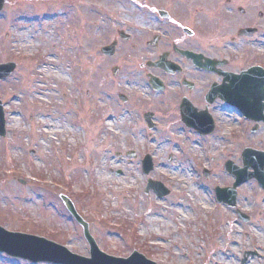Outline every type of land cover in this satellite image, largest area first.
I'll return each instance as SVG.
<instances>
[{
    "label": "rangeland",
    "instance_id": "374dc122",
    "mask_svg": "<svg viewBox=\"0 0 264 264\" xmlns=\"http://www.w3.org/2000/svg\"><path fill=\"white\" fill-rule=\"evenodd\" d=\"M151 1L7 0L0 13V64L14 61L18 68L0 84L7 119V134L0 137V225L90 256L82 226L60 198L65 194L111 255L137 250L158 264H264L263 187L256 180L240 186L235 208L213 193L235 181L224 164L242 166V143L264 151V130L253 135L252 123L224 108L214 113L215 132L202 137L182 126L175 111L180 102L151 108L158 98L142 95L147 87L139 86L130 60L134 41L119 38L120 31L136 34ZM115 40L118 55H102ZM117 65L122 72L113 77ZM140 108L157 110L162 124L150 131ZM175 132L184 134L178 142ZM146 155L155 164L149 175ZM202 167L211 171L209 178ZM172 168L186 171L191 186H177ZM149 179L171 194L146 193ZM238 210L250 220L241 221ZM5 255L0 264H33Z\"/></svg>",
    "mask_w": 264,
    "mask_h": 264
},
{
    "label": "flooded vegetation",
    "instance_id": "af4514ba",
    "mask_svg": "<svg viewBox=\"0 0 264 264\" xmlns=\"http://www.w3.org/2000/svg\"><path fill=\"white\" fill-rule=\"evenodd\" d=\"M145 8L146 16L137 19L135 56L130 60L142 87H150L149 76H153L164 87L161 94L168 93L153 106L186 99L198 112L215 113L228 105L220 96L207 102L212 86L223 91L229 86V75L257 68L248 80L258 92L251 102L263 108V117L259 122L246 119L256 126L255 133L263 131L264 0H152ZM183 51L215 60V64L210 70L203 69ZM153 110L149 112L157 126L159 119Z\"/></svg>",
    "mask_w": 264,
    "mask_h": 264
},
{
    "label": "water",
    "instance_id": "95a60500",
    "mask_svg": "<svg viewBox=\"0 0 264 264\" xmlns=\"http://www.w3.org/2000/svg\"><path fill=\"white\" fill-rule=\"evenodd\" d=\"M5 0H0V10L4 7ZM115 44L104 47L102 49L103 53L113 54ZM16 68V64L13 62L5 63L0 65V81L1 79L7 78L13 73ZM230 103L238 104L240 108L246 113L248 110V104L241 102L239 100H234L233 98L226 97ZM183 118L189 124H192L198 130L203 133L211 132L213 129V122L209 116L206 114L200 116H193L187 114L182 110ZM6 121L3 103L0 101V136L6 135ZM243 159L245 163V168H237L232 163H229L227 168L237 175L238 181L235 184L240 185L246 180L256 177L261 184L264 186V152H259L253 149H246L243 153ZM253 166L255 172L247 173V168ZM146 172L151 169V160L146 158L145 160ZM156 184L150 183L149 187H154ZM159 187V186H158ZM159 191V190H158ZM167 191L159 193L160 196L166 194ZM233 198L231 202L235 201V192H232ZM70 211L76 216V218L83 223L85 226V234L91 245V257L86 258L70 252L66 247L61 246L53 241L47 240L43 237H38L34 235H28L18 232H9L0 226V251L7 252L9 255L15 257H23L30 259L32 261H48L55 262L58 264H157L145 258L142 254L135 252L130 258H118L114 256L107 255L103 253L97 246L95 240L90 235L88 231L87 224L82 220V218L77 214L72 202L67 198L63 197ZM233 201V202H234ZM243 218H246L242 215Z\"/></svg>",
    "mask_w": 264,
    "mask_h": 264
},
{
    "label": "bare ground",
    "instance_id": "6f19581e",
    "mask_svg": "<svg viewBox=\"0 0 264 264\" xmlns=\"http://www.w3.org/2000/svg\"><path fill=\"white\" fill-rule=\"evenodd\" d=\"M31 45H32V43H30V42L24 44V46L26 48L31 47ZM227 121H230V119L228 118ZM223 125L224 126L227 125L229 127V126H231V123L230 122L225 123V121H224L223 122ZM183 136L184 135L181 134V133L180 134L179 133H176V132L174 133V139H175L176 142H178V138L183 137ZM171 171H172V173L171 172L170 173L173 176L177 177V180H179V182L176 183V185L179 186L180 188H188V187L191 186L190 184L193 183V180H192L191 176L189 174H187L186 171H184L182 169H180V170L179 169H175V168H172ZM110 179L111 178L108 177V176H101V180L103 182H107ZM126 190H129V187L128 186L125 187V188H121V191H126ZM204 203L206 205H209V203L207 201L206 202L204 201ZM255 245H256L255 247H258V248H261L262 247V245L259 244L258 242Z\"/></svg>",
    "mask_w": 264,
    "mask_h": 264
}]
</instances>
